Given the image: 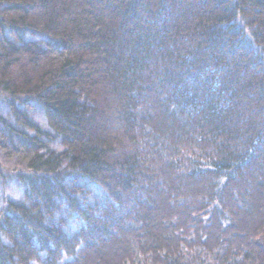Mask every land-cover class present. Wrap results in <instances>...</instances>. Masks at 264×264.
Returning <instances> with one entry per match:
<instances>
[{"label": "trees", "instance_id": "trees-1", "mask_svg": "<svg viewBox=\"0 0 264 264\" xmlns=\"http://www.w3.org/2000/svg\"><path fill=\"white\" fill-rule=\"evenodd\" d=\"M0 97V264H264V0H0Z\"/></svg>", "mask_w": 264, "mask_h": 264}, {"label": "rangeland", "instance_id": "rangeland-1", "mask_svg": "<svg viewBox=\"0 0 264 264\" xmlns=\"http://www.w3.org/2000/svg\"><path fill=\"white\" fill-rule=\"evenodd\" d=\"M25 37L37 43L36 45L39 47L46 46L49 43L53 44L50 38L40 34H37L35 36H29V34H25ZM19 107L21 109V112H23L27 116V118L38 122L45 130L48 131V135L44 137L47 142L52 147L59 148V142L56 140L52 141L49 136L53 134V132H51V129L46 123L40 107L32 101H29L26 104L21 103ZM0 116H2L6 121V123L0 122V143L3 142L10 144L9 141H11V144L21 145L24 141L19 138L20 135H23V133L29 132L30 130H28V128H26L24 125L18 122L15 117L12 116L7 104L1 97ZM8 125L12 127L14 133H9V131L7 130ZM30 133L33 134V132L31 131ZM43 141L46 142L45 140ZM23 169H25V167L21 162H19L14 157H7L0 149V208L2 205V201L5 198L9 200H17L21 198L20 193L22 186L16 179L15 174ZM86 190H89V193L86 194L88 200H92L93 198H100L102 196V191L97 186H89Z\"/></svg>", "mask_w": 264, "mask_h": 264}]
</instances>
